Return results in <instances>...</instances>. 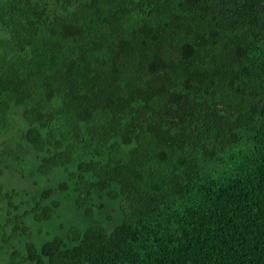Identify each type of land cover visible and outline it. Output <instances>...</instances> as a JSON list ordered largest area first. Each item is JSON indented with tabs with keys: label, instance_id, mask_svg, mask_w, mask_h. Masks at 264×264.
Here are the masks:
<instances>
[{
	"label": "trees",
	"instance_id": "obj_1",
	"mask_svg": "<svg viewBox=\"0 0 264 264\" xmlns=\"http://www.w3.org/2000/svg\"><path fill=\"white\" fill-rule=\"evenodd\" d=\"M0 264H264V0H0Z\"/></svg>",
	"mask_w": 264,
	"mask_h": 264
}]
</instances>
